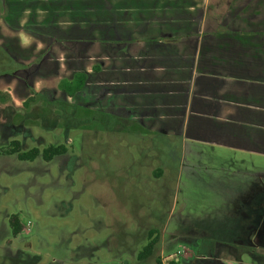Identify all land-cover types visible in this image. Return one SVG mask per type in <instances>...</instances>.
<instances>
[{
	"label": "rangeland",
	"instance_id": "obj_1",
	"mask_svg": "<svg viewBox=\"0 0 264 264\" xmlns=\"http://www.w3.org/2000/svg\"><path fill=\"white\" fill-rule=\"evenodd\" d=\"M36 2L44 15L37 34L46 38L0 23V46L26 66L8 77L14 65L0 56V92L12 97L0 104V150L19 141L24 152L65 145L68 153L51 162L1 156L0 264H264V222L253 254L238 225L252 217L237 215L259 202L264 161L183 147L178 137L148 151L150 137L83 108L80 94L68 98L59 82L96 64L95 37H75L95 27L98 0H72V12L70 2L55 11L54 0ZM43 11L58 15L56 28L45 27ZM13 216L23 226L16 237ZM153 231L155 253L140 262Z\"/></svg>",
	"mask_w": 264,
	"mask_h": 264
},
{
	"label": "crops",
	"instance_id": "obj_2",
	"mask_svg": "<svg viewBox=\"0 0 264 264\" xmlns=\"http://www.w3.org/2000/svg\"><path fill=\"white\" fill-rule=\"evenodd\" d=\"M36 1H7L0 23L37 34ZM65 2L72 12V0H54V11ZM95 21L96 64L78 71L87 74L83 108L150 137L148 151L178 137L183 147L264 161V0H98ZM249 223L238 221L246 231Z\"/></svg>",
	"mask_w": 264,
	"mask_h": 264
},
{
	"label": "trees",
	"instance_id": "obj_3",
	"mask_svg": "<svg viewBox=\"0 0 264 264\" xmlns=\"http://www.w3.org/2000/svg\"><path fill=\"white\" fill-rule=\"evenodd\" d=\"M93 25H90V27L85 29V32H87V36L91 38L94 36L96 31V24L95 27H92ZM0 56L5 60H7L9 66L14 65V70L9 74V76L15 75L17 72L24 70L26 66L18 63L11 55H9L2 46H0ZM3 62V60H0V62ZM1 77V75H0ZM87 81V74L84 72H77L73 78L71 79H63L59 83V89L62 91L68 98H75L78 94L82 92V90L85 87ZM35 101V97H30L24 102V106L26 108H29L31 103ZM12 103V97L11 95L5 94L0 92V104L6 105ZM13 109V107L9 106V109ZM68 153V148L65 145H50L49 147L40 150L38 148H34L32 150L24 152L22 150V144L19 141H13L9 145V147L5 149L0 150V158L2 155H15L17 156L18 160L20 161H28L33 162L39 157H41L45 162H51L57 157L64 156ZM264 201V192L260 195L259 202H255L253 204V207L255 208L256 204H261L260 202ZM264 204V203H263ZM262 205V204H261ZM250 212H254L252 209ZM252 219L249 223V227L251 224H253L252 220H254L253 215L250 216ZM10 224L13 230L14 236H18L23 231V226L20 223V220L17 216H13L10 219ZM260 224V223H259ZM246 228V226H245ZM155 232H150V242L149 244L139 253L138 260L140 262L147 261L150 259L156 250V246L159 242V238L154 237ZM157 264H163L159 259L157 260Z\"/></svg>",
	"mask_w": 264,
	"mask_h": 264
},
{
	"label": "flooded vegetation",
	"instance_id": "obj_4",
	"mask_svg": "<svg viewBox=\"0 0 264 264\" xmlns=\"http://www.w3.org/2000/svg\"><path fill=\"white\" fill-rule=\"evenodd\" d=\"M260 203L262 205L259 204L258 208L252 209L254 212H256V213L258 212V213H257V215H253L255 221L252 220L253 224H251V226L248 227L249 228V230H247L248 235L245 238L246 239V241H245L246 248H248L247 251L252 252L253 254H254L253 250L257 247L256 242L259 239L258 238V231L260 229V226L264 222V204H263L264 201H262ZM254 233H255V238L249 237L251 234H254ZM259 242H260L259 244L264 246V236H263V239L259 240Z\"/></svg>",
	"mask_w": 264,
	"mask_h": 264
}]
</instances>
